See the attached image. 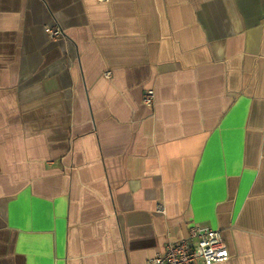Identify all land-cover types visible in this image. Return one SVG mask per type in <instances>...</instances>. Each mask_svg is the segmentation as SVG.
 Wrapping results in <instances>:
<instances>
[{
    "label": "crops",
    "instance_id": "crops-1",
    "mask_svg": "<svg viewBox=\"0 0 264 264\" xmlns=\"http://www.w3.org/2000/svg\"><path fill=\"white\" fill-rule=\"evenodd\" d=\"M192 225L264 264V0H0V264H146Z\"/></svg>",
    "mask_w": 264,
    "mask_h": 264
},
{
    "label": "built area",
    "instance_id": "built-area-1",
    "mask_svg": "<svg viewBox=\"0 0 264 264\" xmlns=\"http://www.w3.org/2000/svg\"><path fill=\"white\" fill-rule=\"evenodd\" d=\"M50 37L60 34L58 27L44 28ZM106 72L105 75H108ZM154 93L144 91L143 104L152 105ZM228 251L218 229L203 225H192L183 238L166 243L162 250L147 259L146 264H214L226 260Z\"/></svg>",
    "mask_w": 264,
    "mask_h": 264
}]
</instances>
